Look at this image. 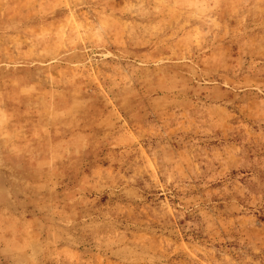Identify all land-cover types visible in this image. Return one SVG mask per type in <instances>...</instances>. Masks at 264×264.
Returning a JSON list of instances; mask_svg holds the SVG:
<instances>
[{
	"label": "rangeland",
	"instance_id": "374dc122",
	"mask_svg": "<svg viewBox=\"0 0 264 264\" xmlns=\"http://www.w3.org/2000/svg\"><path fill=\"white\" fill-rule=\"evenodd\" d=\"M0 264H264V0H0Z\"/></svg>",
	"mask_w": 264,
	"mask_h": 264
}]
</instances>
